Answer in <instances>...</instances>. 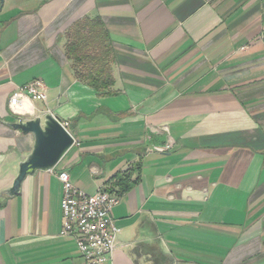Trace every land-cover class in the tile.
<instances>
[{"label":"crops","instance_id":"obj_1","mask_svg":"<svg viewBox=\"0 0 264 264\" xmlns=\"http://www.w3.org/2000/svg\"><path fill=\"white\" fill-rule=\"evenodd\" d=\"M94 16L113 46L107 96L64 51L66 30ZM33 79L46 100L13 114ZM45 112L74 143L7 194L34 144L11 123ZM62 170L89 194L139 175L101 264H264V0H0V264H87L60 234Z\"/></svg>","mask_w":264,"mask_h":264},{"label":"built area","instance_id":"obj_2","mask_svg":"<svg viewBox=\"0 0 264 264\" xmlns=\"http://www.w3.org/2000/svg\"><path fill=\"white\" fill-rule=\"evenodd\" d=\"M45 100V84L40 79H33L15 88L8 107L13 114L21 116L27 111L28 103ZM60 123L67 129L68 122ZM57 178L62 185L60 234L74 238L87 264L106 262L118 247L119 229L111 212L119 203L120 195L106 187L98 188L92 194L84 192L73 185L69 173L64 170L57 174Z\"/></svg>","mask_w":264,"mask_h":264},{"label":"trees","instance_id":"obj_3","mask_svg":"<svg viewBox=\"0 0 264 264\" xmlns=\"http://www.w3.org/2000/svg\"><path fill=\"white\" fill-rule=\"evenodd\" d=\"M64 51L71 63L75 78L91 87L99 95L114 94L112 86L113 46L108 30L98 16L84 17L65 32ZM131 179L129 173L117 174L106 188L120 195L131 189L139 175Z\"/></svg>","mask_w":264,"mask_h":264},{"label":"water","instance_id":"obj_4","mask_svg":"<svg viewBox=\"0 0 264 264\" xmlns=\"http://www.w3.org/2000/svg\"><path fill=\"white\" fill-rule=\"evenodd\" d=\"M11 126L22 133H31L34 144L31 152L25 156L18 166L16 177L6 191L13 195L20 189L23 179L37 170L49 171L61 159L74 143L69 131L51 113H41L33 119L11 123Z\"/></svg>","mask_w":264,"mask_h":264}]
</instances>
